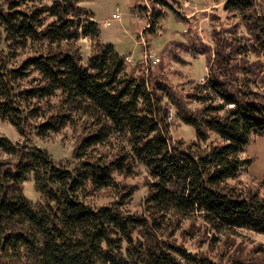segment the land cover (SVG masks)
<instances>
[{"label":"trees","instance_id":"16d2710c","mask_svg":"<svg viewBox=\"0 0 264 264\" xmlns=\"http://www.w3.org/2000/svg\"><path fill=\"white\" fill-rule=\"evenodd\" d=\"M82 1L0 0V118L22 137L0 134L8 155L0 157V264H264L261 245L229 256L225 243L192 250L176 236L178 218L190 211L213 232L264 233V196L226 181L252 162L240 157L252 135L264 136V90L250 86L257 71L264 85L263 4L223 1L250 41L227 51L216 44L206 81L181 94L153 72L149 53L128 69L127 54L102 40ZM162 14L152 4L144 34L155 32ZM81 37L92 44L86 59ZM232 54L255 59L246 66ZM192 100L199 106L188 107ZM168 105L193 127L192 141L171 140ZM83 118L73 161L32 143ZM211 132L220 141L202 147ZM111 138L114 151L101 149ZM135 163L149 174L143 212L123 208L129 188L109 203L90 200ZM29 179L36 201L25 193Z\"/></svg>","mask_w":264,"mask_h":264},{"label":"rangeland","instance_id":"374dc122","mask_svg":"<svg viewBox=\"0 0 264 264\" xmlns=\"http://www.w3.org/2000/svg\"><path fill=\"white\" fill-rule=\"evenodd\" d=\"M224 0H83L81 4L92 10L95 19L100 23L101 38L114 45L117 52L127 54L129 69L137 62H145L148 57L155 56L160 65L153 64V72L161 71L168 83L178 93H184L195 84L205 78L209 64L214 58L216 44L225 51L228 49H240L247 44L245 27L237 14L222 9ZM264 6V0H257ZM152 4L162 11L157 19L155 32L144 34L143 28L147 27V17ZM144 7V8H143ZM146 9V11H145ZM113 13H119V18H111ZM107 20V25L103 21ZM183 43V44H182ZM77 44L80 45L84 59L92 52V44L89 38L81 37ZM206 46V47H205ZM204 49L203 53H191V49ZM126 56V55H125ZM232 57L240 60V55ZM247 59L239 62L249 66V61L255 59L247 54ZM157 61V62H158ZM147 71V65H143ZM256 69H252V73ZM257 71L254 76V84L250 86L258 91L264 90L260 85ZM251 78V76L249 75ZM206 79V78H205ZM206 81V80H204ZM215 101H220L216 98ZM190 108L199 106L198 101L187 103ZM231 106V105H229ZM170 112V117L168 119ZM167 120L170 122L169 134L171 140L181 139L185 143L195 137L193 127L183 123L175 116V109L168 105ZM83 119L67 124L58 132H51L45 137L35 136L32 143L46 148L56 160L73 161V149L80 133L83 131ZM0 134L7 136L13 142H21L17 128L9 121L0 118ZM111 142L102 146L103 150L114 151L117 142L111 138ZM219 137L211 132L209 137L201 142L202 147L219 142ZM8 155L0 150V157ZM241 158L250 157L252 162L240 170L237 176L226 181L236 188L245 191L255 190L264 196V136L252 135L250 142L244 146ZM149 178L147 170L135 163L128 175L114 173L115 185L103 187L95 191L90 200L98 204L112 202L118 199L122 190L131 189L124 194L122 199L126 201L123 208L129 212L140 213L144 210V197L147 191L146 182ZM26 195L36 201L40 198L34 189L33 180L25 181ZM176 236L184 241L187 248L192 250H205L207 248L220 249L225 243L226 254L231 256L240 250L241 257L252 252L251 247L261 245L264 248V233L254 232L248 229L236 228L234 232H213L197 212H189L186 218H178ZM214 238L216 240H214Z\"/></svg>","mask_w":264,"mask_h":264},{"label":"built area","instance_id":"2783aa9c","mask_svg":"<svg viewBox=\"0 0 264 264\" xmlns=\"http://www.w3.org/2000/svg\"><path fill=\"white\" fill-rule=\"evenodd\" d=\"M111 18H115V19L119 18V13H113L111 15ZM103 23H104V25H107V20H104ZM125 60L128 62V56L127 55L125 56ZM157 61H158V58L157 57L151 56V63L152 64L157 63ZM204 80H205V78L203 77V80L200 81V82H204ZM169 117H170V112H169L168 119H169Z\"/></svg>","mask_w":264,"mask_h":264}]
</instances>
